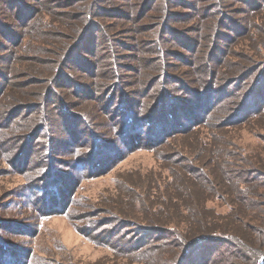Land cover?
Wrapping results in <instances>:
<instances>
[{
  "label": "rangeland",
  "instance_id": "obj_1",
  "mask_svg": "<svg viewBox=\"0 0 264 264\" xmlns=\"http://www.w3.org/2000/svg\"><path fill=\"white\" fill-rule=\"evenodd\" d=\"M263 102L264 0H0V264H255Z\"/></svg>",
  "mask_w": 264,
  "mask_h": 264
},
{
  "label": "trees",
  "instance_id": "obj_2",
  "mask_svg": "<svg viewBox=\"0 0 264 264\" xmlns=\"http://www.w3.org/2000/svg\"><path fill=\"white\" fill-rule=\"evenodd\" d=\"M170 101H171V99H170ZM169 100H167V101H165V102H167L168 104H169V102H170ZM165 102H158V104L156 105V107H158V108H154V110H152V111H150V112H155V111H157L156 113H154V114H150L148 117L150 118L151 116L152 117H155V116H157V115H159V113L161 114V116H162V119H165V118H168V119H172L173 120V116L169 113V110H170V106H168V105H166V106H164V103ZM172 102V101H171ZM244 104H246V105H244ZM244 105V106H243ZM254 105H255V101L253 100V97L250 95L249 97L247 96V98L245 99V101H244V103L241 105V108L243 109V108H246V107H254ZM131 105H129V107H130ZM210 106H212V105H210ZM213 107V106H212ZM138 108H139V110H140V106L138 105ZM210 109H211V107H209V109L206 111V112H204V113H208V112H210ZM242 109H241V111H242ZM122 110V109H121ZM124 110V109H123ZM192 115H194V113L193 112H190ZM264 115V102L261 104V105H259L258 107H256L255 109H252L251 111H249L244 117H243V119H241L240 121H238L240 124L241 123H243V122H245V121H248L249 119H251V118H254V117H257V116H259V118L260 117H262ZM140 116V115H139ZM181 116H183L184 117V115H181ZM142 117V116H141ZM203 118V117H202ZM127 119V118H126ZM162 119H160L159 121H156L155 119H152L151 121H150V119H148V122L146 123V125L148 124V126L149 125H151V124H153V126L151 127V129L152 130H155V134H158L157 135V137H160L159 139L160 140H162L161 141V143H156V142H150V145H149V147L148 148H153V146L155 147V146H161L162 144H164V143H166V138L165 137H168V136H166V134H168V133H172V134H177V133H174L173 132V130L174 129H172V128H167L166 126V122H164ZM184 119H185V117H184ZM135 120H137V118L134 116L133 117V122L132 123H128V125L133 129L134 128V123H135ZM226 121V120H225ZM159 122V123H158ZM230 122H232V121H228V123H230ZM227 123V124H228ZM232 123H236V122H232ZM191 124H193V123H191ZM231 124V123H230ZM229 124V125H230ZM129 127V128H130ZM128 129V128H127ZM137 133L138 132H131L130 131V129H129V134H128V142H129V144L131 145V144H136L137 142H138V140H139V137H138V135H137ZM48 142H47V146H45V148H44V150H43V152L45 151V154H43V159H45L44 161L47 163V165H48V167H50V170L48 171V172H50L51 170H52V161L54 160V157L55 156H60V154L61 153H59V151H58V149H57V146L59 145L58 143H55V145H53V144H51L50 143V137H48ZM95 140V141H94ZM93 141L95 142V143H97V146H98V143L99 144H102V145H104L102 142H101V140L100 139H97V138H95V137H93ZM164 142V143H163ZM38 144V143H37ZM33 148H36V146H34L33 145ZM33 150V149H32ZM36 150H38V149H36ZM40 152V151H39ZM42 152V153H43ZM253 169V168H252ZM252 169H250V171H251V173H253V172H256V170H252ZM89 171V170H88ZM44 172H45V170H44ZM198 172L200 173V172H202V170H198ZM91 175V174H90ZM262 176L264 175V174H261ZM91 177H93V175L91 176ZM90 177V178H91ZM205 179V178H204ZM43 180H45V182H47L48 180H49V182H53V183H57V181H55V178L53 177V178H50V179H47V178H45V179H43ZM59 185V184H58ZM61 185H62V183H61ZM58 189V188H57ZM58 192V190H56L55 191V195H56V193ZM61 196H62V194H61ZM40 211V210H39ZM42 211V210H41ZM69 212V210H65L64 208L62 209V213H64L65 215H67V213ZM84 234L86 233V232H83ZM86 235V234H85ZM196 239H198V237L196 238ZM93 240H95L94 238H93ZM216 240H219V241H224L225 240V237H223V236H210V237H204V235H202L201 237H200V241H201V244H205V243H207V244H205V245H203V246H201L200 248H204V249H201L202 250V252L200 253L201 254V256H202V258H203V260H202V262H201V264H208L209 262H210V260H211V257H209V259L206 257V256H208L209 255V253L212 255L213 253H215V251L217 250V247L216 246H214V243H210V242H212V241H216ZM200 245V244H199ZM189 246V245H188ZM198 246V245H197ZM195 247L194 249H196V248H198V247ZM193 249V250H194ZM199 250V249H198ZM197 250V251H198ZM194 252H196V250H194V251H192V253L191 254H193ZM10 253V252H9ZM257 253H260L261 254V256L256 260V262H255V264H259L261 261H263L264 260V251H262V252H259V251H257ZM191 255H189V257H190ZM188 257V258H189ZM187 258V259H188ZM206 259H207V262H206ZM206 262V263H205ZM184 263H186V262H184ZM183 263V264H184ZM263 264H264V262H263Z\"/></svg>",
  "mask_w": 264,
  "mask_h": 264
}]
</instances>
